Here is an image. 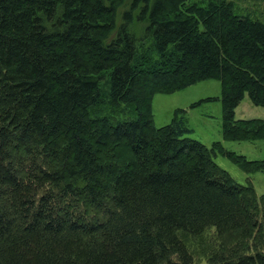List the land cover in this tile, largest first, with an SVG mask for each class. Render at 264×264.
I'll return each mask as SVG.
<instances>
[{
	"label": "trees",
	"instance_id": "obj_1",
	"mask_svg": "<svg viewBox=\"0 0 264 264\" xmlns=\"http://www.w3.org/2000/svg\"><path fill=\"white\" fill-rule=\"evenodd\" d=\"M236 1L0 0V264H264V192L213 156L264 159L183 108L153 123L155 93L216 78L223 139H264L234 116L264 106V20Z\"/></svg>",
	"mask_w": 264,
	"mask_h": 264
},
{
	"label": "rangeland",
	"instance_id": "obj_2",
	"mask_svg": "<svg viewBox=\"0 0 264 264\" xmlns=\"http://www.w3.org/2000/svg\"><path fill=\"white\" fill-rule=\"evenodd\" d=\"M241 10L258 15L264 20V2L237 0ZM212 96L214 99L202 101L196 106L192 102ZM176 108L185 109L184 121L190 129L185 135L195 138L207 146L214 141H221L227 150L243 154L248 159H264V139L228 140L223 139L221 130L222 107L220 101V82L216 78L199 80L184 88L170 93H155L152 98L153 123L162 126L171 121ZM179 114V115H181ZM235 118L264 119V106L253 104L247 93L234 109ZM215 162L240 183L251 182L257 194L264 192V171L245 172L226 156L217 153ZM195 264H209L199 258Z\"/></svg>",
	"mask_w": 264,
	"mask_h": 264
}]
</instances>
